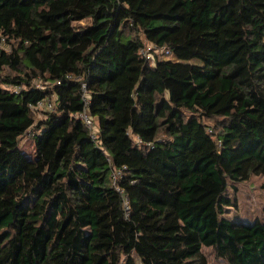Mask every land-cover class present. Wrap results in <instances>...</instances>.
Listing matches in <instances>:
<instances>
[{
  "label": "trees",
  "instance_id": "obj_1",
  "mask_svg": "<svg viewBox=\"0 0 264 264\" xmlns=\"http://www.w3.org/2000/svg\"><path fill=\"white\" fill-rule=\"evenodd\" d=\"M1 39L0 264H264L224 215L264 176V0H0Z\"/></svg>",
  "mask_w": 264,
  "mask_h": 264
},
{
  "label": "rangeland",
  "instance_id": "obj_2",
  "mask_svg": "<svg viewBox=\"0 0 264 264\" xmlns=\"http://www.w3.org/2000/svg\"><path fill=\"white\" fill-rule=\"evenodd\" d=\"M166 1V0H165ZM79 23L88 24L91 23L90 19L81 20ZM6 47H9L6 45ZM39 86H43L40 81L37 80ZM43 112V110H40ZM42 112H39L38 116L44 117ZM23 150L26 151L29 157H34L35 144L32 135L27 133L22 137L20 142ZM264 182V176L253 175L250 180L245 182H233L230 181L227 187V192L236 198L238 207L229 206L230 209L226 210L224 215L230 219H242L245 221H253L256 218H261L264 221V188L262 183ZM236 186V188H235ZM118 242L121 241L118 230H115ZM203 251L206 254L210 264H227L224 258L218 257L214 248L211 246H204ZM114 255L116 249L113 250ZM138 264H143L141 260L136 257Z\"/></svg>",
  "mask_w": 264,
  "mask_h": 264
},
{
  "label": "built area",
  "instance_id": "obj_3",
  "mask_svg": "<svg viewBox=\"0 0 264 264\" xmlns=\"http://www.w3.org/2000/svg\"><path fill=\"white\" fill-rule=\"evenodd\" d=\"M3 44H4V40L1 39L0 45H3ZM153 49L157 50L158 48L155 47L154 45H146L145 47L142 48V52L149 57L150 56L149 51L153 50ZM58 83H60V81H58ZM15 89H16V91L20 90V86L16 87ZM84 99H85V109H84V111L78 113L77 117H79L80 119H82L85 122V125L91 130L92 137L96 138L97 137V130L95 128L94 118L89 111L90 97L88 96V93H86V92L84 93ZM51 107H52V104L47 100L39 101L37 103V105H35L36 109L37 108L38 109H40V108H47L48 109ZM118 174H120V172H118L117 174L115 173V178L117 177L116 175H118ZM125 207L128 210L129 206L127 205V202L125 203Z\"/></svg>",
  "mask_w": 264,
  "mask_h": 264
}]
</instances>
